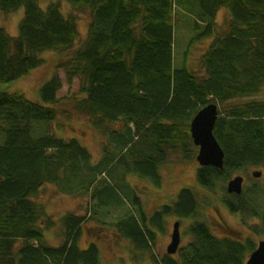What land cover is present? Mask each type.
I'll return each instance as SVG.
<instances>
[{"label": "trees", "instance_id": "1", "mask_svg": "<svg viewBox=\"0 0 264 264\" xmlns=\"http://www.w3.org/2000/svg\"><path fill=\"white\" fill-rule=\"evenodd\" d=\"M66 1L73 13L89 11L91 15L79 47L77 19L73 14L65 16L60 4L43 10L38 0H0V12L25 10L18 37L0 28V84L17 82L42 67L41 54L60 53L57 68L65 71L67 84L72 86L76 79L80 84L75 109L109 134L113 147L93 165L92 154L78 139L56 136L53 124L61 102L57 93L63 86L58 75L40 89V102L0 91L4 137L0 145V264H101L95 244L85 250L79 247L87 221L79 212L62 217L63 242L50 246L45 232L55 229L57 220L33 197L47 184L71 197L90 192L105 215V209L124 203L111 183L112 172L129 187L124 189L125 197L130 195L125 175L114 171L118 165L161 187L160 170L168 152L185 161L195 160L198 148L190 123L211 103L220 109L214 135L224 151V166L198 170V183L206 196L192 188L182 189L173 205L163 206L150 218L134 197L140 219L125 214L113 227L136 252L148 253L153 251L155 230L164 229L166 218H194L187 230L190 243L161 261L152 255L154 264H245L257 243L251 238L216 237L199 216L220 190L228 210L240 216L253 235L264 238V0ZM222 9L229 11L230 19L223 35L214 37ZM178 12L192 18L190 44L214 37L200 59L203 76L198 77L186 63L175 66ZM119 122L125 126L123 132L109 130V125ZM36 125L44 127L42 134ZM133 150L134 169L126 160ZM249 169H259L263 178L254 179L241 195L228 194L227 183ZM106 173L109 179H102Z\"/></svg>", "mask_w": 264, "mask_h": 264}, {"label": "rangeland", "instance_id": "2", "mask_svg": "<svg viewBox=\"0 0 264 264\" xmlns=\"http://www.w3.org/2000/svg\"><path fill=\"white\" fill-rule=\"evenodd\" d=\"M50 4H60L61 10L66 16L75 15L79 30V41L76 47H79L86 38L91 15L89 11L73 13L71 5L66 0H38L40 8L45 10ZM25 10L21 8L12 13L0 12V28L4 29L11 37H18L19 26L24 18ZM182 12L177 14L175 21V50L174 63L177 68L182 67L184 63L196 71L198 77L203 76V70L200 67V59L209 48L212 38H208L196 44H190L194 33L192 31V18L186 16ZM19 17V19H17ZM230 19V13L227 9L219 11L216 18V28L214 29V37L223 35L227 29V23ZM15 32V34H13ZM41 58L45 61L44 65L39 69L33 70L29 75L17 82L10 84H0V91L7 93H20L26 96L31 101L40 102V89L54 75H58L63 83L62 89L57 93V98L61 101L58 109V118L53 124V131L58 138L70 140L78 139L84 147L92 154V163L97 165L100 163L105 152L109 148L112 149V143L109 134H104L99 131L90 122L89 116L75 109L74 100L80 97L79 81L76 79L72 86L66 82L65 71L58 69L57 66L61 59V54L58 52H45L41 54ZM59 125L64 127L60 130ZM110 131L123 132L124 124L109 125ZM44 127L36 125L35 130L42 134ZM36 132V133H37ZM137 139V138H136ZM4 142V137L0 134V145ZM106 147V148H105ZM109 147V148H108ZM106 149V150H105ZM136 149V148H135ZM109 150V151H110ZM111 151L110 153H112ZM109 153V152H108ZM167 161L160 170L163 178L161 187H157L150 179H140L134 171H126L124 165H118L115 172L119 176L125 175L126 185L130 186V200L133 201L137 197L140 199L142 210L149 218L163 206H171L175 202L177 195L182 189L194 188L198 194L205 197L206 192L199 186L197 172L199 164L196 160L185 161L181 155L168 152ZM127 159V158H126ZM137 161L136 152L129 155L128 162L133 166L134 161ZM135 165L133 166V169ZM259 169H249L240 172L236 176H243L247 186L253 182L252 173ZM112 184L116 192L124 199L126 205L113 206L105 209L106 214L94 213V208H97V200L91 198L90 192L84 197L77 198L66 196L55 185H45L40 189L37 196L33 197L35 202L45 206L49 215L57 220V227L51 231L45 232V239L50 246H59L62 242V224L61 219L69 212L81 213L87 218L86 223L81 229L79 237V247L83 250L90 245L95 244L100 252L101 264H154L152 255L158 261H161L167 255V248L171 243L173 233V223L177 221L175 218H166L163 230H155L157 233L153 251L148 253L136 252L132 244L120 237L113 227V222H116L125 214H134L140 219L138 206L129 203L125 197L124 189L128 191L129 187H125L123 183H119L114 177ZM121 174V175H120ZM100 176L102 179L108 178V174ZM263 178V177H262ZM103 186V185H102ZM222 192L216 190V194L211 197V204L208 208L201 211L199 220L206 222L214 236L219 238L232 237L240 240L248 238L253 239L257 244L262 240L261 237L253 235L245 225L240 216L231 213L228 208L222 203ZM129 204V205H128ZM93 208L90 212V209ZM91 213V214H90ZM196 219H185L180 222L181 244L180 247H186L191 237L187 234L189 226ZM198 220V218H197ZM256 220H249L248 223H255ZM176 256V255H175Z\"/></svg>", "mask_w": 264, "mask_h": 264}, {"label": "water", "instance_id": "3", "mask_svg": "<svg viewBox=\"0 0 264 264\" xmlns=\"http://www.w3.org/2000/svg\"><path fill=\"white\" fill-rule=\"evenodd\" d=\"M219 118L217 105L210 104L200 110L191 122V135L194 144L199 148L197 161L202 167L223 169L224 151L218 143L214 129ZM254 178H261L262 172H253ZM244 189V177L237 176L229 181L227 191L229 194L241 195ZM179 223L174 226L172 243L168 247V254L177 253L180 245ZM246 264H264V240L260 241L257 249L250 255Z\"/></svg>", "mask_w": 264, "mask_h": 264}, {"label": "bare ground", "instance_id": "4", "mask_svg": "<svg viewBox=\"0 0 264 264\" xmlns=\"http://www.w3.org/2000/svg\"><path fill=\"white\" fill-rule=\"evenodd\" d=\"M63 14H64V13H63ZM65 16H66V15H65ZM123 154H124V153H123ZM126 156H127V155H126ZM126 158H127L126 160L128 161L129 156H127ZM127 200H129L128 202H129V203H132V205L137 206V204H136V202H135V199H134L133 201H131V200H130V197H128ZM123 202H124L123 205H126V202L124 201V199H123ZM96 205H97V204H96ZM128 205H129V204H128ZM92 209H93V208L90 209V212H91ZM97 209H98V213L101 214L102 210H101V208H99L98 206H97L96 209L94 208V213L97 212ZM90 214H91V213H90ZM87 249H88V248H87Z\"/></svg>", "mask_w": 264, "mask_h": 264}, {"label": "clouds", "instance_id": "5", "mask_svg": "<svg viewBox=\"0 0 264 264\" xmlns=\"http://www.w3.org/2000/svg\"><path fill=\"white\" fill-rule=\"evenodd\" d=\"M17 19H19V17H17ZM13 34H15V32Z\"/></svg>", "mask_w": 264, "mask_h": 264}, {"label": "flooded vegetation", "instance_id": "6", "mask_svg": "<svg viewBox=\"0 0 264 264\" xmlns=\"http://www.w3.org/2000/svg\"><path fill=\"white\" fill-rule=\"evenodd\" d=\"M174 224V223H173Z\"/></svg>", "mask_w": 264, "mask_h": 264}]
</instances>
